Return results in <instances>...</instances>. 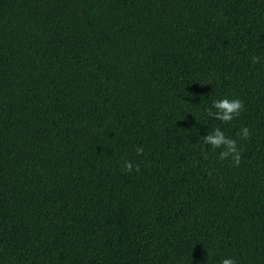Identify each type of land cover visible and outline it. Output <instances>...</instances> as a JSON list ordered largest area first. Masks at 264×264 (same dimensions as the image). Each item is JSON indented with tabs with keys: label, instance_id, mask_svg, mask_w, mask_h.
Segmentation results:
<instances>
[{
	"label": "trees",
	"instance_id": "1",
	"mask_svg": "<svg viewBox=\"0 0 264 264\" xmlns=\"http://www.w3.org/2000/svg\"><path fill=\"white\" fill-rule=\"evenodd\" d=\"M229 257L264 264V0H0V264Z\"/></svg>",
	"mask_w": 264,
	"mask_h": 264
},
{
	"label": "clouds",
	"instance_id": "2",
	"mask_svg": "<svg viewBox=\"0 0 264 264\" xmlns=\"http://www.w3.org/2000/svg\"><path fill=\"white\" fill-rule=\"evenodd\" d=\"M259 60V57H253L252 62L255 64ZM243 102L238 98L224 97L218 100H213L211 108L208 109V115L214 117L216 120L227 123L233 120L234 117H238L243 111ZM213 109L215 111H213ZM250 131L247 127L241 129L240 138L248 139ZM202 142L206 145H210L213 149H222L219 152V158L221 160L231 158L233 163L238 166L241 162L240 150H238L237 141L225 136L224 132L216 127L212 132L202 136ZM137 154L143 153L142 147L136 148ZM122 169L126 172H132L133 170L139 171V165H133L130 161H124ZM220 264H236V261L229 257L221 260Z\"/></svg>",
	"mask_w": 264,
	"mask_h": 264
}]
</instances>
